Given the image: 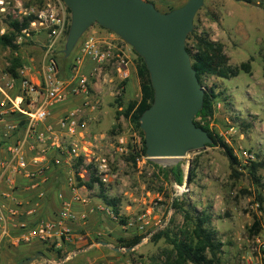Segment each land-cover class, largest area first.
I'll use <instances>...</instances> for the list:
<instances>
[{
    "label": "rangeland",
    "instance_id": "374dc122",
    "mask_svg": "<svg viewBox=\"0 0 264 264\" xmlns=\"http://www.w3.org/2000/svg\"><path fill=\"white\" fill-rule=\"evenodd\" d=\"M4 1L9 5L6 13H2L0 8V35L10 30L13 16L22 8L37 11L47 7V4L59 9L62 6L67 23L64 34L50 52L51 42L45 32L20 45L16 43V50L1 48L0 64L5 71L14 67V61L18 59L22 66L29 65L40 73L44 60L53 58L58 62L61 74L66 75L87 38L97 36L108 40L121 39L113 31L95 23L84 32L74 50L67 56V30L72 23V13H69L63 0ZM145 1H150L159 11L168 13L169 6L176 9L189 0ZM193 34H206L213 41L224 44L225 52L233 65H240L251 57L254 58L252 75L242 73L230 80L205 78L204 85L205 88L213 84L217 86L218 98L210 128L234 150L239 164L232 166L222 147L208 145L171 164L150 160L148 156L137 159L136 162L129 161L131 154H136V150L142 148V137L125 115L122 114L117 120L116 112H123L128 102L140 98L139 83L120 97L106 96L100 112L91 119L90 131L98 138L97 155L109 160L112 182L107 188H97L94 185L90 198L102 202L103 206L107 205L105 197L120 199V215L127 222L146 212L153 202L161 199L160 205L150 216L152 225L148 231H155L154 235L148 243L135 250L127 247L128 242L142 235L136 229L121 225L120 221L104 214L102 220L105 230H110L109 236H112L110 238L113 245L118 249L117 252L109 249V264H164L166 253L173 247L164 238L154 241V236L159 232H169L173 237L185 230L184 213L179 207H183L184 211L192 212L194 209L211 215L210 226L216 230L221 243L222 264H264V227L259 235L252 232L255 220L259 219L264 224V205L257 199L259 195L264 198V165L256 173L260 184L254 181L252 170L253 163L264 164V0H204L203 6L195 15L193 30L188 34L186 46H192V41L188 38ZM129 47L137 66V53L132 46ZM121 97L124 104L119 107L118 100ZM177 166L181 167L185 176L182 185L170 183L162 172L163 169ZM189 166L193 176L189 177L192 181L187 183ZM62 178L69 188L67 176L63 175ZM76 181V187L80 188L83 182L79 177ZM184 184L186 192L178 199L173 197L175 186ZM175 202L179 204L178 207L173 205ZM169 216L168 226L158 230ZM95 240L104 238L98 235ZM51 249L54 250L55 246Z\"/></svg>",
    "mask_w": 264,
    "mask_h": 264
},
{
    "label": "built area",
    "instance_id": "2783aa9c",
    "mask_svg": "<svg viewBox=\"0 0 264 264\" xmlns=\"http://www.w3.org/2000/svg\"><path fill=\"white\" fill-rule=\"evenodd\" d=\"M8 5L6 1L0 0L2 13H6ZM60 7L54 8L47 4L41 10L22 8L18 14L15 13L12 21L21 24L26 18L35 17L29 27L21 30L15 42L20 45L45 32L51 42L50 52L66 30V16L62 6ZM131 52L129 45L120 38L108 40L91 36L80 46L78 56L66 75L61 74L58 62L53 58L44 60L40 73L29 65L21 66L17 77L2 69L0 64V121L13 116L18 120L7 126L3 141L6 143L11 140L15 133H19V129L23 131L14 143L6 144L9 158L0 162V198H12L5 189L13 192L17 190L19 176L35 179L34 177L51 168L62 170L63 175L67 176L69 188L75 192L78 177L84 183L96 179L97 188L109 186L112 182L109 160L97 155L98 138L90 131L91 119L100 112L106 96L120 97L126 92L133 72H137ZM68 103L72 104L69 108L65 107ZM58 106L66 109L58 117V128H55L50 120L52 110ZM29 156H32L35 165L41 162L44 166L33 172H26L31 162ZM81 188L89 194L94 192V189L89 191L86 185ZM185 192V184L175 186L173 197L178 199ZM40 196L43 197L44 193ZM75 199L86 202V197L83 198L78 193ZM160 203L161 199L156 200L146 212L137 218H130L125 224L143 236L132 250L148 243L154 235L155 231H148L152 225L150 216ZM19 205L15 202L12 208L5 210L6 207L0 200V249L5 240L11 238L16 245L41 241L55 246V256L44 259L43 264H68L78 253L76 250L65 251V247H73L78 241V236L73 231L77 215L66 205L54 218L33 227L25 222L18 225L14 223L15 233H12L11 223L20 214ZM101 210L108 218L120 221L121 215H116L112 207L104 205ZM170 217L158 230L168 226ZM58 251H61V256L57 255Z\"/></svg>",
    "mask_w": 264,
    "mask_h": 264
},
{
    "label": "water",
    "instance_id": "95a60500",
    "mask_svg": "<svg viewBox=\"0 0 264 264\" xmlns=\"http://www.w3.org/2000/svg\"><path fill=\"white\" fill-rule=\"evenodd\" d=\"M63 1L72 13L67 56L84 32L98 23L145 60L155 90V102L141 118L149 159H181L212 144L209 133L194 122L206 88L197 77L186 46L204 0H189L168 13L145 0ZM190 173L189 166L187 183Z\"/></svg>",
    "mask_w": 264,
    "mask_h": 264
},
{
    "label": "trees",
    "instance_id": "16d2710c",
    "mask_svg": "<svg viewBox=\"0 0 264 264\" xmlns=\"http://www.w3.org/2000/svg\"><path fill=\"white\" fill-rule=\"evenodd\" d=\"M250 1V0H248ZM150 2V1H149ZM174 7L169 6L167 11L173 10ZM69 13L70 10L68 9ZM35 19L34 16H30L24 20L21 24L18 21H11L10 30L3 35H0V49L11 48L16 50L18 48L16 44L17 36L20 34L23 28H27ZM70 28H68L67 33ZM192 41V46L187 45V50L190 54L192 60V66L196 71L197 77L200 83L205 85V78H216L230 80L237 78L242 73L252 75V62L254 58L251 57L247 62H243L240 65H233L230 62V58L225 52L224 44L213 41L206 34L203 35H192L188 38ZM136 54V53H135ZM136 63L137 69L136 74L139 80L141 96L138 100H133L127 103L123 112H116V119L123 114L129 121L133 124L135 129L140 133L142 137V148L136 150V154H131L129 161L136 162L137 159H142L147 157V147L144 132L141 129V118L143 114L154 104L155 102V90L152 85L150 72L147 68L145 60L137 55ZM22 66L20 61L17 59L14 61V67L8 69V71L17 77V69ZM264 77V71H263ZM217 86L213 84L211 87L206 88V93L204 97V102L202 109L198 112L194 122L197 127H201L206 130L212 137L213 142L209 144L210 147H222L225 149L226 154L231 162V165L239 164L238 159L234 153V150L224 141V139L214 133L210 128V120L213 118L215 113L216 99L218 98ZM122 97L118 100L119 107L123 106ZM115 131V130H114ZM264 164H252V170L254 172L253 178L257 184H260V179L257 177L256 173L258 168ZM162 172L165 174L169 182H176L179 185L184 183V173L180 166L163 169ZM190 176H193L191 171ZM170 177V178H169ZM188 181H192L189 179ZM84 183V182H83ZM96 183V179H92L89 182L81 184L80 186L86 185L88 189H93ZM262 186V184H261ZM258 201L261 205H264V198L259 195ZM106 204L112 207L116 215L120 214V199L118 198H108L105 197ZM178 207V203L173 204ZM184 213L186 228L182 230L179 234L170 236L169 232H159L154 236V241H159L161 239H166L171 245L172 250L166 253L167 259L164 264H222L220 253H221V243L217 238V232L215 229L211 228V215L206 211H197L192 209L185 210L183 207H179ZM127 223L126 218H120V224L125 225ZM192 227L190 228V226ZM264 224L261 220H255L252 232L259 235L263 230ZM189 228V229H188ZM142 239V236L135 238L134 240L128 242V248H134L137 246ZM54 254L55 249H51ZM58 256H61V251L57 252Z\"/></svg>",
    "mask_w": 264,
    "mask_h": 264
},
{
    "label": "crops",
    "instance_id": "0c3cea01",
    "mask_svg": "<svg viewBox=\"0 0 264 264\" xmlns=\"http://www.w3.org/2000/svg\"><path fill=\"white\" fill-rule=\"evenodd\" d=\"M138 83L137 74L133 72L127 84L126 92L136 84L138 85ZM70 105L72 104L68 103L65 107L69 108ZM65 107L58 106L52 110L53 116L50 123L54 124L55 128H58L57 119L66 109ZM14 122H18L16 116L0 121V162L9 158L7 145L14 143L17 136H21L23 132L19 129V133H15L11 140L6 141V143L3 141V134L7 126ZM28 158L31 162L26 172H33L44 166L41 162L35 165L32 162V156ZM62 176V170L51 168L45 171L44 174L34 177L35 179L19 176V186L14 192L5 189L12 197L0 198L6 207L5 210L12 208L15 202L20 204V214L15 218L17 220H12L13 222L11 223L12 233H15L14 223L18 225L25 222L33 227L43 221L54 218L57 212L67 205L68 209L77 215V219L73 224V231L78 236V241L73 247H65V251H78L77 255L68 264H109L108 261L111 260V255H108L109 249L114 252H117L118 249L113 245L110 238L112 236H109L111 235L109 234L110 230H105L102 220L104 213L101 210V212L99 211L103 203L90 198L92 194H89L81 187H77V192L71 190L63 182ZM40 182L42 183L39 184ZM2 191H4V188H2ZM42 193H44L43 197L40 196ZM76 193L83 198L86 197V202L76 200ZM98 235H101L104 240L96 241L95 237ZM54 256L47 243L33 241L28 244L16 245L11 238L5 240L0 249V264H43L44 259Z\"/></svg>",
    "mask_w": 264,
    "mask_h": 264
},
{
    "label": "bare ground",
    "instance_id": "6f19581e",
    "mask_svg": "<svg viewBox=\"0 0 264 264\" xmlns=\"http://www.w3.org/2000/svg\"><path fill=\"white\" fill-rule=\"evenodd\" d=\"M177 159H179V158H160L158 161L163 162V164L164 163H166V164L170 163L171 164V162L173 163Z\"/></svg>",
    "mask_w": 264,
    "mask_h": 264
}]
</instances>
